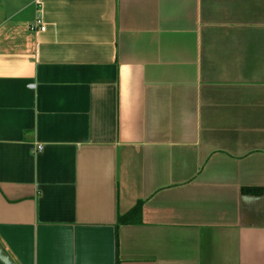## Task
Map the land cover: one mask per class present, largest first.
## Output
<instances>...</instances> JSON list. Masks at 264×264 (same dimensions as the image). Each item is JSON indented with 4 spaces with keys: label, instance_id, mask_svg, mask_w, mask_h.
<instances>
[{
    "label": "crops",
    "instance_id": "obj_1",
    "mask_svg": "<svg viewBox=\"0 0 264 264\" xmlns=\"http://www.w3.org/2000/svg\"><path fill=\"white\" fill-rule=\"evenodd\" d=\"M34 1L0 0L14 264H264V0Z\"/></svg>",
    "mask_w": 264,
    "mask_h": 264
},
{
    "label": "trees",
    "instance_id": "obj_2",
    "mask_svg": "<svg viewBox=\"0 0 264 264\" xmlns=\"http://www.w3.org/2000/svg\"><path fill=\"white\" fill-rule=\"evenodd\" d=\"M241 192L242 193H254L256 191L253 189L247 188V189H242ZM138 223H140V206L139 205L134 207L132 210H130L124 216L118 217L116 228H118V226H122V225L138 224ZM116 242H117V236H116Z\"/></svg>",
    "mask_w": 264,
    "mask_h": 264
},
{
    "label": "built area",
    "instance_id": "obj_3",
    "mask_svg": "<svg viewBox=\"0 0 264 264\" xmlns=\"http://www.w3.org/2000/svg\"><path fill=\"white\" fill-rule=\"evenodd\" d=\"M39 0H35L34 4L38 6ZM28 30L33 33H42L45 31V26L40 20V18H35V20L28 26Z\"/></svg>",
    "mask_w": 264,
    "mask_h": 264
},
{
    "label": "water",
    "instance_id": "obj_4",
    "mask_svg": "<svg viewBox=\"0 0 264 264\" xmlns=\"http://www.w3.org/2000/svg\"><path fill=\"white\" fill-rule=\"evenodd\" d=\"M0 263L1 264H14L12 259L4 251V249L1 247V245H0Z\"/></svg>",
    "mask_w": 264,
    "mask_h": 264
}]
</instances>
